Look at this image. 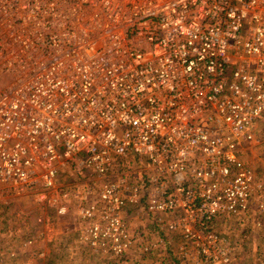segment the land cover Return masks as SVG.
<instances>
[{
    "label": "built area",
    "instance_id": "obj_1",
    "mask_svg": "<svg viewBox=\"0 0 264 264\" xmlns=\"http://www.w3.org/2000/svg\"><path fill=\"white\" fill-rule=\"evenodd\" d=\"M263 119L264 0H0V197L77 186L96 249L133 207L230 263L209 227L263 211Z\"/></svg>",
    "mask_w": 264,
    "mask_h": 264
},
{
    "label": "rangeland",
    "instance_id": "obj_2",
    "mask_svg": "<svg viewBox=\"0 0 264 264\" xmlns=\"http://www.w3.org/2000/svg\"><path fill=\"white\" fill-rule=\"evenodd\" d=\"M242 159L264 186V119ZM41 187L26 188L10 199L0 197V264H215L197 253L180 228L171 230L169 223L133 207H127V217L134 245L121 256L96 249L87 240L88 225L79 218V205L72 201L70 190L77 186H53L43 199ZM93 187L96 199L98 186ZM260 201L264 204V191ZM209 228L223 239L220 247L228 264H264V209L220 216ZM212 253L222 257L219 248Z\"/></svg>",
    "mask_w": 264,
    "mask_h": 264
}]
</instances>
